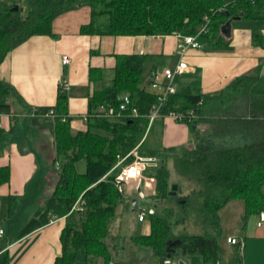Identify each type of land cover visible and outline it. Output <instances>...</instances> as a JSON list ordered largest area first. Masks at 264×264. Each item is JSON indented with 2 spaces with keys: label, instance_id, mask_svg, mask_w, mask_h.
<instances>
[{
  "label": "trees",
  "instance_id": "1",
  "mask_svg": "<svg viewBox=\"0 0 264 264\" xmlns=\"http://www.w3.org/2000/svg\"><path fill=\"white\" fill-rule=\"evenodd\" d=\"M3 2L0 64L14 47L30 36L53 34L57 16L85 4L91 7V20L82 26L84 34L195 35L208 22L207 31L200 34L203 45L208 47L227 46L229 40L223 36L222 26L230 17L264 20V0H28L23 10H14L6 0ZM143 65L140 54L119 58L111 83L95 89L89 100L86 131L72 132L68 94L61 87L56 104L38 108L39 113L55 114L56 161H60L61 179L55 193L29 218L19 212L20 198L10 197L9 225L4 235L12 242L67 215L81 201L83 220L79 226L69 224L63 229V253L55 264H73L78 250H83L89 264H98L100 259L99 264H111L106 238L122 192L114 182L116 172H109L117 163L118 155H125L136 146L141 154L160 159L159 165L147 174L157 179L151 196L164 201V205L161 212L150 215V232L134 235L133 241L151 249L162 264L167 258L186 254H201L205 264H219L221 208L232 199H241L245 216L264 210V74L237 77L226 90L214 93L172 96L163 107V114L171 110L195 109L197 112V117L182 121L189 125L195 137L178 149V146L148 143L147 132L154 122L149 127L146 115L157 97L142 86ZM90 75L97 83L104 73L91 68ZM10 90L12 87L0 78V115L12 113L8 100ZM124 93L130 94L140 116L116 120L96 115L101 104L118 106V96ZM237 97H242L243 107L234 113L219 115ZM211 114L219 116L211 118ZM205 121L212 132L206 136L196 134L199 123ZM81 159L87 162L84 173L76 169ZM8 179L9 170L5 168L0 172V183ZM173 183L179 185L176 196L169 195ZM190 205L206 212L215 233L174 235V224L186 219L187 214L182 216L181 211H187ZM177 238L181 239L180 244L168 250V241ZM241 262L238 254L231 264ZM0 264H9L8 253L0 255Z\"/></svg>",
  "mask_w": 264,
  "mask_h": 264
},
{
  "label": "crops",
  "instance_id": "2",
  "mask_svg": "<svg viewBox=\"0 0 264 264\" xmlns=\"http://www.w3.org/2000/svg\"><path fill=\"white\" fill-rule=\"evenodd\" d=\"M90 20L91 7L86 4L64 12L54 19L53 34L30 36L6 56V65L0 71L8 77L9 84L18 95L14 101H10L12 113L0 115V172L5 168L9 170L8 181L0 183V227L8 228L11 196L20 198L19 212L29 218L55 193L60 183V161H56L55 117L39 113L38 108L57 103L61 81L68 84V116L71 118V130L76 133L87 130L89 100L95 89L111 83L121 56L140 54L144 59L142 74L147 68L149 84L155 72L175 67L181 59L177 53L179 35L82 33V26ZM222 34L229 40L227 46L208 47L213 48L212 51H205L204 45L202 50L192 47L187 49L182 59L190 68L177 76V94H181L180 85L185 94L214 93L224 89L237 77L263 74L264 20H233L230 35L227 36L223 31ZM258 36L263 37L262 41L258 40ZM64 54L71 58L69 64H63ZM91 68L104 73L97 83L91 80ZM160 118L163 123L167 121L168 137L163 143L164 147L184 146L191 142L195 134L188 124L179 123L171 116ZM170 131L174 139L169 137ZM82 160L86 159L76 163L80 173L85 172L87 165L85 162L83 171H79L77 164ZM133 183L138 186L139 192L143 188L150 196L155 192L156 183L146 179ZM81 203L79 201L67 215L53 219L17 241L12 242L7 235L0 236V255L8 253L9 264H55L56 258L63 253V229L69 224L79 226L83 220ZM260 212L249 215L248 235L227 236V242L229 237L245 241L244 249H239L243 252L240 264H264V222L258 225ZM142 228L141 233H130L128 239L132 245L127 240L120 249L113 243L114 240L110 242L106 238L112 255L111 264H162L151 249L133 241L134 235L150 232V216ZM233 245L239 248L237 244ZM181 256L178 264H186ZM101 262L100 259L97 263ZM73 264H89L83 250L77 251Z\"/></svg>",
  "mask_w": 264,
  "mask_h": 264
},
{
  "label": "rangeland",
  "instance_id": "3",
  "mask_svg": "<svg viewBox=\"0 0 264 264\" xmlns=\"http://www.w3.org/2000/svg\"><path fill=\"white\" fill-rule=\"evenodd\" d=\"M6 2L8 6H11L12 8L14 6H18V9L20 10L26 8L28 4V0H6ZM1 3L2 4L4 3L3 0H0V8L3 9L4 7L2 6ZM202 49L203 48L199 50ZM204 50L212 51L214 49L208 48V46L206 45L204 47ZM5 63H6V58L0 64V70H3V66L6 65ZM263 74H264V69H263ZM0 78L9 84L8 77L3 73V71H0ZM147 80H148V70L147 68H145L142 74V86L146 87L150 91L152 88ZM9 85L11 86V84ZM179 92L181 94L186 93L182 90V85H180L179 87ZM17 95L18 94L15 91V89L12 88V90H10L8 93V100L14 101ZM242 107H243L242 97H237L233 101L227 103L219 115L224 116L234 113ZM219 115L211 114L210 117L217 118V116ZM161 119L162 118H158L154 121L153 128L151 129V131L148 130L147 135H148L149 144H154V145L160 144L161 147H164L163 143L166 142L168 137L167 121L163 123ZM199 127L200 128L196 134H201L206 136L208 133L212 132V127H210L207 121L199 123ZM100 132H105V131L100 130ZM169 133H170L169 137L174 139L172 137L173 136L172 131H170ZM194 137L195 135H193V138ZM177 148L180 149V146H178ZM139 154L143 156H149V155L141 154L140 152ZM81 162L77 164L79 171L80 170L83 171L84 169L83 164L85 165L86 160H82ZM151 168L152 167H149L147 172H149ZM135 198H137V207L143 208L145 210L149 208H153L155 212H161L162 211L161 208L164 205V201L156 200L149 194H146L144 188L142 192H139L138 186H136L133 182L125 183L122 192V200L120 201L116 213L111 221V225L109 227V233L107 237V241L110 240L111 242V240H114L113 243L117 245L119 249L123 248L127 240H129L128 238L130 233H135V232L141 233L143 229L142 227L146 225L149 219V216H147L146 218L147 220L145 222H138L137 210H133V201ZM195 204L197 205V203ZM185 214H187L185 220H180V222L174 224L175 236H179L182 234L184 235L211 234L216 232L212 224V219L209 218L208 215H206V212L204 211L199 212L197 209L192 208L190 205V207L187 208V211H181L182 216H184ZM220 216H221L220 224L222 226L220 236L218 237V252L220 255V264H231L234 257L238 254L243 255V252H241L239 248H237L233 244L228 243L227 236L237 235L240 237H244L248 235L249 215L245 216V208H244L243 200L232 199L223 208H221ZM127 243H129V245H132L130 240ZM154 258L158 259L156 256ZM181 259L186 261V264H205L204 258L201 254H186V255H182ZM173 260L178 264L179 257Z\"/></svg>",
  "mask_w": 264,
  "mask_h": 264
},
{
  "label": "built area",
  "instance_id": "4",
  "mask_svg": "<svg viewBox=\"0 0 264 264\" xmlns=\"http://www.w3.org/2000/svg\"><path fill=\"white\" fill-rule=\"evenodd\" d=\"M208 20V17H205ZM207 23L203 25L197 34L195 35H182L179 36V42L177 47V53L180 56V61L175 67H166L160 72H155L150 80L151 92H153L157 101L152 104L149 113L146 115L149 118V127L158 118L162 116H171L174 120L182 122L184 120H192L197 117L195 109H188L185 111L171 110L167 114L162 113V109L167 105L171 97L177 94V81L176 78L189 70V64L182 59L185 52L189 47L202 48L203 43L199 40L200 34L207 31ZM71 58L69 55L64 54L62 57L63 64H69ZM67 82L61 81L60 87L67 89ZM118 106L112 103L101 104L97 109V116H103L113 118L116 120H124L126 118H134L140 116L138 108L133 105V99L129 93H124L118 96ZM37 110H34L36 112ZM55 117V114L51 111L48 113ZM88 119V115L86 116ZM2 124L0 123V128ZM130 157H133L129 160ZM129 160V161H128ZM160 159L156 156H143L138 152V146L134 147L125 155H118V161L115 163L109 173L115 171L114 182L118 189L123 192L124 184L127 182H137L142 179H146L152 183H157V179L153 175L147 174L149 167H157ZM108 173V174H109ZM105 178V177H104ZM141 192V191H140ZM155 211L153 208L147 210L138 207L137 216L139 221H145L147 216H150ZM264 222V211L259 214L258 225H262ZM5 228L0 227V236H4ZM228 242L237 244L242 251L245 247V241L239 240L236 237H229ZM163 264H177L173 259L167 258L163 261Z\"/></svg>",
  "mask_w": 264,
  "mask_h": 264
},
{
  "label": "water",
  "instance_id": "5",
  "mask_svg": "<svg viewBox=\"0 0 264 264\" xmlns=\"http://www.w3.org/2000/svg\"><path fill=\"white\" fill-rule=\"evenodd\" d=\"M12 9L14 10H18V6H14ZM241 17L239 16H233V17H230L226 23L223 25L222 27V31L224 34H226L227 36L230 35V32H231V24H232V21L233 20H237V19H240ZM178 190H179V185L178 183H173L172 186H171V189L169 190V195H173V196H176L178 194ZM137 209V198L134 199L133 201V210H136ZM181 242V239L177 238L175 240H169L168 241V244H169V248L168 250H174L173 247L180 244ZM169 256V255H168ZM180 264H183V262H180Z\"/></svg>",
  "mask_w": 264,
  "mask_h": 264
}]
</instances>
